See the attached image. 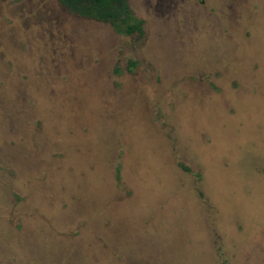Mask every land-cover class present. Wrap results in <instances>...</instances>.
<instances>
[{
  "label": "rangeland",
  "instance_id": "rangeland-1",
  "mask_svg": "<svg viewBox=\"0 0 264 264\" xmlns=\"http://www.w3.org/2000/svg\"><path fill=\"white\" fill-rule=\"evenodd\" d=\"M129 3L0 0V264H264V0Z\"/></svg>",
  "mask_w": 264,
  "mask_h": 264
},
{
  "label": "trees",
  "instance_id": "trees-1",
  "mask_svg": "<svg viewBox=\"0 0 264 264\" xmlns=\"http://www.w3.org/2000/svg\"><path fill=\"white\" fill-rule=\"evenodd\" d=\"M71 13L110 24L121 35L144 34V22L135 18L129 0H60Z\"/></svg>",
  "mask_w": 264,
  "mask_h": 264
},
{
  "label": "flooded vegetation",
  "instance_id": "flooded-vegetation-1",
  "mask_svg": "<svg viewBox=\"0 0 264 264\" xmlns=\"http://www.w3.org/2000/svg\"><path fill=\"white\" fill-rule=\"evenodd\" d=\"M57 2L59 3V5L63 6L60 2V0H57ZM64 7V6H63ZM65 8V7H64ZM70 12V11H69ZM74 14V13H73ZM79 16V15H78Z\"/></svg>",
  "mask_w": 264,
  "mask_h": 264
}]
</instances>
